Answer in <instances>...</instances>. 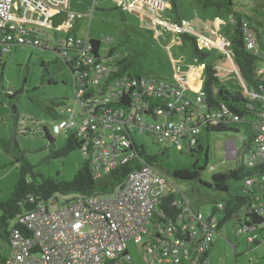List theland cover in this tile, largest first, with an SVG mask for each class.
I'll return each mask as SVG.
<instances>
[{
	"label": "built area",
	"instance_id": "obj_1",
	"mask_svg": "<svg viewBox=\"0 0 264 264\" xmlns=\"http://www.w3.org/2000/svg\"><path fill=\"white\" fill-rule=\"evenodd\" d=\"M112 1L132 11L147 9L155 18L166 10L169 2ZM67 7V0H0V60L21 44L51 49L70 64L77 101L86 115L75 131L83 140L81 150L91 160L97 178L138 155L133 147L139 144L138 134L151 137L155 144L165 143V148L170 147L169 143H183L189 150L197 144L205 122L224 117L240 120L225 104L218 111H208L203 90L192 96L182 76L177 83L169 84L146 75L137 78L119 74L117 65L108 61L113 56L102 57L92 38L70 33L76 13ZM14 9L23 17L37 14L38 22L65 12L71 27L62 28L66 35L61 38L31 34L25 25L13 21ZM92 12L93 9L89 14ZM156 22L178 34L195 33L189 22L171 24L160 18ZM202 28L217 32L215 27L205 24ZM104 40L109 41L110 37ZM227 45L229 41L220 40L219 50L232 68L214 62L213 67L219 71L237 70L233 52ZM205 67L201 63L199 68L205 70ZM261 73L264 78V67ZM239 77L243 91L260 102L257 120L260 134L247 161L248 166H254L264 161V87L260 91L250 89L240 74ZM150 98L163 104L152 106ZM125 101L128 104L114 106L115 102ZM74 124V120H63L54 124L51 132L55 135L68 132ZM171 184L156 166L144 163L130 171L108 195L73 196L56 208L52 207L53 203L41 204L19 216L20 226L11 230L10 250L4 264H134L126 244L131 238L143 242L148 264H209L204 255L217 235L218 219L212 213L205 215L194 209L184 192L172 202L178 211L168 213L159 208L164 196L177 189ZM252 185L253 179H247L245 186ZM223 206V202H218L219 208ZM248 240L264 243V238L256 233L248 235Z\"/></svg>",
	"mask_w": 264,
	"mask_h": 264
},
{
	"label": "rangeland",
	"instance_id": "obj_2",
	"mask_svg": "<svg viewBox=\"0 0 264 264\" xmlns=\"http://www.w3.org/2000/svg\"><path fill=\"white\" fill-rule=\"evenodd\" d=\"M176 1L178 10L190 19L191 24L198 22V25L194 23L195 27H200L199 21H193L196 12L200 21L208 25H212L215 16H219L223 20L219 35L225 43H228L234 33L232 15L228 10L217 11L211 6L205 8L195 0ZM234 2L238 3L234 6V10L253 16L254 28H251L250 32L256 40L258 53L264 57V0H234ZM69 3L71 10L85 12L86 7L92 5L94 0H70ZM96 3L93 15L79 24L78 31L79 34L88 33L90 37L102 40L99 49L102 57L109 58L111 52L113 58H109L108 61L117 64L122 57L132 54L137 58V71L141 75L161 78L169 84H175L177 76L186 78L188 73V77L199 76L204 87L206 75L191 67V65L198 66L199 61L195 58L188 41L172 43V39L176 36L169 31H165L163 35H156L155 29L147 25L142 18L116 6L115 3L114 5L110 0H98ZM164 18L176 22L177 14L169 8L164 13ZM50 32L53 33L54 30ZM57 33L64 36V33ZM107 37H111V40H103ZM221 54L222 51L214 48L207 62L211 64L219 61L221 65L232 68V64L220 59ZM258 66H262V61L258 62ZM226 72L222 70L219 72L222 81L239 82L237 70L233 68L232 71ZM193 86H195L194 82ZM202 90L203 88L198 92ZM12 106H16L20 115L18 121L21 133H17L19 145L21 148L33 150L29 158L35 164V170L46 176L72 179L86 160L81 149L72 151L66 156L44 161L50 152L44 127L50 129L63 120L75 121L68 132L62 131L53 135L56 147H61L86 118L77 101L70 66L51 49L21 44L14 46L12 51L4 54L0 60V138L16 134ZM47 106L51 108L47 110ZM137 136L138 142L145 143L150 153L159 154L165 148V143L155 144L153 139L145 134ZM240 136L237 132L209 133V160L207 169L201 174L200 179L172 180L175 184L171 186L176 187L180 193L184 192L194 209L202 211L205 215L213 212L215 202H223L229 194L209 188L203 182H210L214 174L227 172L235 167V163L240 158L238 157L241 146ZM169 146L167 154L171 161L179 163L192 161L190 150L183 143L179 145L169 143ZM249 157V153H246L244 161L247 162ZM14 162V154L0 148V202L6 201L11 196L15 184L20 179V169ZM258 195L264 197V188L258 192ZM72 197L58 195V200L52 207L56 208ZM262 200L264 201V198ZM215 215L217 219L222 218L220 212ZM237 228L238 223L234 218L221 229L223 240L216 241L218 236L214 237L216 248L214 247L209 254L211 264L219 263V257L229 258L230 264H258L252 253L255 247H248L247 234L237 233ZM236 237L238 240H235ZM126 244L134 264H148L144 259L143 242L138 243L131 238ZM9 250L10 244L0 237V252L7 254Z\"/></svg>",
	"mask_w": 264,
	"mask_h": 264
},
{
	"label": "trees",
	"instance_id": "obj_3",
	"mask_svg": "<svg viewBox=\"0 0 264 264\" xmlns=\"http://www.w3.org/2000/svg\"><path fill=\"white\" fill-rule=\"evenodd\" d=\"M195 1L205 8L211 6L215 7L217 11L226 9L232 15L234 33L229 40V48L233 52L234 63L246 85L250 89L260 91L261 87H264V78L261 73L264 67V57L258 53L256 40L250 32V29L254 28L253 16L246 12L234 10V6L238 4L234 0ZM172 4V9L178 16L179 10L176 0H173ZM180 35L183 43L187 41L190 43L196 59L200 63L206 64L204 70L206 80L203 87L206 109L208 111H218L221 104H225L232 114L240 117V120L235 121L232 118L224 117L202 124L197 144L189 147L190 156L193 158L189 163L171 161L167 154L169 148H164L159 154H153L147 150L145 143H139L133 145L138 153L137 156L132 157L128 162L119 164L102 178H97L91 160L85 157L86 160L79 167L74 177L66 180L46 176L35 170V164L29 158L33 150L21 148L19 145L17 133H21L18 128L20 115L16 106H12L16 134L0 138V148L14 154V163L18 165L21 175L11 196L6 201L0 202V237L2 239L10 244L11 230L20 226L18 218L22 214L38 208L41 204H54L58 200V195H108L122 183L130 171L141 168L144 163L156 166L173 184H175L172 181L173 179L181 181L200 179L201 174L207 169L210 150L209 133L211 132H237L242 136L241 146L238 150V157L240 158L235 163V167L227 172L214 174L210 182H203L209 188H215L220 192L229 194L228 198L223 200V208H219L217 202L213 205L212 215L217 212L222 214V218L218 219L216 232L217 234L221 232L223 226L235 218L239 233H245L247 236L256 233L260 238H264V201L262 200L264 197L258 195V192L264 188V161H260L254 166H248L243 159L246 153L250 155L254 151L256 139L260 134L259 123L257 122L260 102L252 100L243 91L240 82L234 83L221 80L220 71L213 67L214 63L209 64L207 62L211 52L213 53V49L200 48L197 38L191 34L182 33ZM249 41L252 43L250 47H248ZM92 43L96 49L100 46V41L97 39H93ZM222 58L221 54L220 59ZM259 61H262L261 67L258 66ZM66 64L70 66L69 63L66 62ZM116 65L119 68V74L127 73L137 78L142 76L137 71V58L135 55L128 54L122 57ZM150 99L152 106L163 104L159 99ZM126 104H128L126 101L115 102L114 106H124ZM50 108L51 106H47V110ZM44 130L48 141L47 147L50 151L44 158L46 162L66 156L72 151L82 148L83 140L78 136L77 131L68 136L63 146L56 147L53 136L55 134H52V129L44 127ZM249 178L253 179L251 188L245 186V182ZM178 196H180V191L177 189L170 190L159 203V208L166 210L168 213L178 211V207L172 205V202ZM213 241L210 243L209 248ZM258 241L260 240L255 242ZM208 250L204 255L205 257H207ZM5 257L6 254L0 252V264H4Z\"/></svg>",
	"mask_w": 264,
	"mask_h": 264
},
{
	"label": "crops",
	"instance_id": "obj_4",
	"mask_svg": "<svg viewBox=\"0 0 264 264\" xmlns=\"http://www.w3.org/2000/svg\"><path fill=\"white\" fill-rule=\"evenodd\" d=\"M97 1L98 0H94V3L92 5L87 6L85 12H80V11H77L76 9L75 10H73V9L71 10L70 9V3H69L70 0H67V6H68L67 9L76 13V16H75L74 20L71 22L72 28L70 29V33H73V34L78 35V36H89L90 37V35L88 33L87 34H79V31H78L79 27L78 26H79L80 23L84 22L85 18L91 17L93 15L94 10L96 9V5H97L96 2ZM172 1L173 0H169L166 10L173 7ZM110 2H113V4L115 3L112 0H110ZM176 3H177V1H176ZM115 4H116V6L121 7L123 9H127L129 12H131V13L139 16L140 18H142L147 25H150V26H152L155 29V34L156 35H163L165 33V31H169L172 34H174L176 37H174L172 39V43H175V41H182L181 35L178 34V33H175L170 28H167V27L161 25L159 22H156V19L160 18V19L168 21L171 24H184V23H188L189 22L190 25L195 30V33H193L192 35L197 38L198 45H199L200 48H207V49L217 48V49H219L220 40L224 41L221 38V36L219 35V32L221 31L222 23H223V20L219 16H215V18L212 21V25H208V24L203 23L202 21H200V19L198 17V14L196 12V17L193 18V21H199V26L200 27L198 28V26H197L198 22H194V23H197V25H196L197 27H195L194 23L191 24L190 19L188 17H185V15H183V13L180 12V10H179V15L177 16V21L176 22H172V21H169L168 19L164 18V13L166 12V10L164 12H162L160 15H158L157 16L158 18H155L156 17L155 14H153L152 11H149L147 9L141 10V11H132L129 8H127L126 6H120L117 3H115ZM177 6H178V3H177ZM92 8H93V12L91 14H89V12H90V10ZM220 20H222V22L219 24ZM13 21L15 23H17V24L25 25L27 28H29V30L31 31V34L38 33V35H40V36H43V35H46V34H52L55 37H59V38L64 37L66 35L64 29H62L63 27H66V28L71 27L69 25V23H67L66 13L65 12H62L61 14L50 18V20L45 19V18H41L40 22H38L37 21V14L32 16L29 13L26 17H23L18 9H14V11H13ZM204 24L209 26L210 28L211 27H215L217 29V32L216 33L212 32L210 29L203 30L202 27H203ZM36 29H38V32H36ZM50 30H54V32L51 33ZM57 32L64 33V36L58 35ZM216 34H218V35L215 36ZM177 35H179V36H177ZM90 38L102 41L101 39H98V38H95V37H90ZM110 40H111V37H110ZM100 46H101V44H100ZM100 46H99V49H100ZM110 50H113V49H110ZM111 55H113V54L110 52L109 56H111ZM221 60H226L231 65L230 61L227 58H222ZM200 64L201 63L199 62L198 66L191 65V67L194 68L196 71H198L200 73H204V70L199 68ZM226 67H229V66H226ZM188 76H189V74L187 73V77L184 78L185 79V85H187L189 93L192 96H194V95L197 94V92L201 88H203V85H202L203 81L197 75H194L193 77L192 76L188 77ZM178 77L179 76H177V79H178ZM177 79H176V81H177ZM193 82H194L195 86H193ZM18 128L21 129L19 127V121H18ZM220 233L221 232H219L217 234L218 237H217L216 241L223 240V238L221 237ZM237 233H239V232H237ZM237 235H239V234H237ZM235 240H238L237 237L235 238ZM216 241L215 240L213 241V244L210 246V248L208 250V253H207V259H208L209 264H211V262L209 260V254H210V251L212 249H214V247L216 248V246H215ZM247 245H248V247L249 246H254L255 247L253 249V251H252V253H254L255 261L258 264H264V243L261 242V241H258V242L249 241L248 237H247ZM213 264H230V259L229 258L228 259H224L223 257H219V263L215 262Z\"/></svg>",
	"mask_w": 264,
	"mask_h": 264
},
{
	"label": "flooded vegetation",
	"instance_id": "obj_5",
	"mask_svg": "<svg viewBox=\"0 0 264 264\" xmlns=\"http://www.w3.org/2000/svg\"><path fill=\"white\" fill-rule=\"evenodd\" d=\"M74 79V78H73Z\"/></svg>",
	"mask_w": 264,
	"mask_h": 264
}]
</instances>
